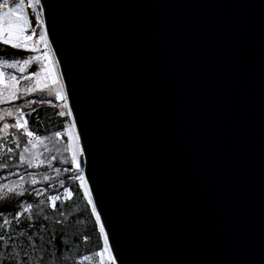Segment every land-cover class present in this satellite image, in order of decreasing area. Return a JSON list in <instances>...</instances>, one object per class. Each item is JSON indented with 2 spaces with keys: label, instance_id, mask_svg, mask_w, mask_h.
Listing matches in <instances>:
<instances>
[{
  "label": "water",
  "instance_id": "obj_1",
  "mask_svg": "<svg viewBox=\"0 0 264 264\" xmlns=\"http://www.w3.org/2000/svg\"><path fill=\"white\" fill-rule=\"evenodd\" d=\"M125 264H264V0H52Z\"/></svg>",
  "mask_w": 264,
  "mask_h": 264
},
{
  "label": "snow or ice",
  "instance_id": "obj_2",
  "mask_svg": "<svg viewBox=\"0 0 264 264\" xmlns=\"http://www.w3.org/2000/svg\"><path fill=\"white\" fill-rule=\"evenodd\" d=\"M0 46V264H125L52 0H0ZM45 105L63 122L41 134L30 117ZM88 224L102 247L84 255L90 236L80 228Z\"/></svg>",
  "mask_w": 264,
  "mask_h": 264
},
{
  "label": "trees",
  "instance_id": "obj_3",
  "mask_svg": "<svg viewBox=\"0 0 264 264\" xmlns=\"http://www.w3.org/2000/svg\"><path fill=\"white\" fill-rule=\"evenodd\" d=\"M34 21V18H33ZM5 46H0V48H4ZM8 53L15 52L16 50L7 49ZM28 53H23V55H27ZM8 58H12L11 55ZM57 110L51 109L50 106H37V112L33 113L30 119L33 121L32 130H36L39 128L41 134H47L50 131L57 130V125L62 123V119H59L54 113ZM47 130V131H45ZM4 172H0V175H4ZM6 204V209L15 211L16 206L14 201L4 202ZM77 204L82 209L83 203L81 201H77ZM76 205H73L75 207ZM88 214L85 213L83 219L87 220ZM81 233L88 234L90 236V241L86 244L82 243L80 252L84 255L91 254L92 251L98 250L97 245L99 244L102 247V241H99L98 231H94L93 225L88 224L86 228L81 226Z\"/></svg>",
  "mask_w": 264,
  "mask_h": 264
},
{
  "label": "rangeland",
  "instance_id": "obj_4",
  "mask_svg": "<svg viewBox=\"0 0 264 264\" xmlns=\"http://www.w3.org/2000/svg\"><path fill=\"white\" fill-rule=\"evenodd\" d=\"M33 23H34V21H33Z\"/></svg>",
  "mask_w": 264,
  "mask_h": 264
}]
</instances>
